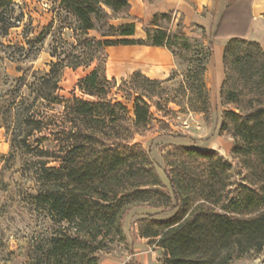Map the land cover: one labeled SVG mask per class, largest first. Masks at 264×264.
Returning <instances> with one entry per match:
<instances>
[{"label": "trees", "instance_id": "obj_1", "mask_svg": "<svg viewBox=\"0 0 264 264\" xmlns=\"http://www.w3.org/2000/svg\"><path fill=\"white\" fill-rule=\"evenodd\" d=\"M52 2L53 19L33 41L25 40L28 49L16 47L28 58L31 47L50 34L49 68L30 77L27 68L16 77V93L2 112L12 146L36 159L31 170L37 184L34 203L55 222L66 223L48 238L35 264H97L95 254L107 240L124 238L128 214L137 215L139 234L153 238L165 251L162 264H230L235 254L260 251L264 247V49L255 42L244 55L231 58L227 49L223 53L220 99L235 110L223 111L219 128L234 137L233 154L243 169L240 180L233 183L230 164L211 149L172 146L164 155L171 159L157 161L150 144L144 147L135 138L153 121L160 125L158 135L172 134L166 122L151 112L152 106L161 110L160 82L140 70L119 82L106 75L108 47L156 46L175 55V44L185 46L188 37L181 28L171 31L157 22L160 17L168 20L170 13L154 14L143 25L144 37H135L136 18L127 13L129 0ZM7 5L15 3L0 0L3 34L13 27L12 8ZM246 13L241 8L226 9L210 35L209 49L218 36L245 40ZM92 64L76 85L82 96L60 97L63 70ZM21 87L27 90L21 92ZM48 106L60 110L48 114ZM167 211L173 214L155 218Z\"/></svg>", "mask_w": 264, "mask_h": 264}, {"label": "rangeland", "instance_id": "obj_2", "mask_svg": "<svg viewBox=\"0 0 264 264\" xmlns=\"http://www.w3.org/2000/svg\"><path fill=\"white\" fill-rule=\"evenodd\" d=\"M12 2L15 5H7V9L12 8L10 22L13 27L9 28L7 34L0 31V264H35L48 238L60 228L66 227V223L55 222L43 207L34 203L33 194L37 184L31 170L36 159L12 146L2 112L16 93V77L21 76L27 68L29 77L34 71L48 70L50 34H44L43 41L31 47L28 58L23 57L16 47L18 44L28 49L25 40L33 41L38 37L43 27L53 19L55 11L52 0ZM137 21H140L137 23L138 35L143 34V25L152 20L136 18L135 23ZM157 22L171 31L181 28L188 37L185 46L179 42L174 45L175 55L167 49L172 57V68L164 78L157 79L161 88V110L151 107L153 117L163 119L172 134L158 135L160 125L153 121L142 136H136L135 141L144 147L150 144L152 156L162 164L165 159H171L170 156L164 158V155L172 146L192 145L214 150L230 164L231 180L237 183L243 169L233 154L235 139L219 128L223 111L235 109L220 99V89L225 78L224 65L221 82L208 75V66L214 63V48L210 50L208 47L211 32L198 25L189 29L184 26L182 16L175 13H170L168 20L160 17ZM92 35L97 34L92 32ZM254 43L251 39H227L223 43V53L227 49L231 58L241 56L253 50ZM116 48L108 47L106 50L108 78L114 76L119 82L135 69L142 72L139 68L141 65L145 69L149 67V63L144 62L146 56L140 52L144 49L141 45H135L137 50L133 53L128 50L118 51ZM152 57L158 58L161 55L156 53ZM202 63L204 71L200 73ZM93 66L65 68L58 82L59 96L66 99L71 98L73 93L82 96L76 87L77 82ZM26 90V87L20 88L21 92ZM127 108L131 111V104H127ZM45 109L51 114L57 113L60 107L48 106ZM234 188L235 185L229 187L232 191ZM172 214L173 211H167L155 218H168ZM136 218L137 215L131 214L124 218V238L107 240L106 245L95 254L97 264L163 263L165 251L153 238L139 234ZM230 264H264V247L260 251L248 250L235 254Z\"/></svg>", "mask_w": 264, "mask_h": 264}, {"label": "crops", "instance_id": "obj_3", "mask_svg": "<svg viewBox=\"0 0 264 264\" xmlns=\"http://www.w3.org/2000/svg\"><path fill=\"white\" fill-rule=\"evenodd\" d=\"M228 8L247 11L244 17L248 20V29L244 39L254 40L264 49V0H129L128 13L132 17L149 21L156 13L180 14L184 26L189 29L198 25L212 33L221 17L226 15L224 13ZM137 23L140 21L135 23V37H144V32L136 34ZM227 39L228 36H218L213 43L214 63L208 66V75L216 78L217 82H221L223 78V43ZM141 46L144 49L140 52L146 56L144 62L149 63L147 69L142 65L139 67L142 73L153 79L164 78L172 68L170 52L164 47ZM112 47H117L118 51L128 50L132 53L137 50L135 45ZM156 53L161 57H152V54ZM137 62L139 63L140 59Z\"/></svg>", "mask_w": 264, "mask_h": 264}]
</instances>
